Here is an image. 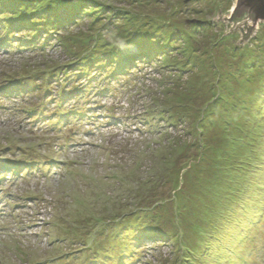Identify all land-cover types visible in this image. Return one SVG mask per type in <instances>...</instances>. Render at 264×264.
<instances>
[{
  "label": "rangeland",
  "instance_id": "374dc122",
  "mask_svg": "<svg viewBox=\"0 0 264 264\" xmlns=\"http://www.w3.org/2000/svg\"><path fill=\"white\" fill-rule=\"evenodd\" d=\"M236 4L0 0V264H264V23L241 48Z\"/></svg>",
  "mask_w": 264,
  "mask_h": 264
},
{
  "label": "trees",
  "instance_id": "16d2710c",
  "mask_svg": "<svg viewBox=\"0 0 264 264\" xmlns=\"http://www.w3.org/2000/svg\"><path fill=\"white\" fill-rule=\"evenodd\" d=\"M98 17H97V20L98 19H100V18H103L101 15H97ZM97 20H96V22H97ZM99 21V20H98ZM148 29H151V31L150 32H148L149 30ZM160 29V28H159ZM158 29V30H159ZM158 30H157V27L156 26H152V27H148L147 28V35L149 34V33H155L156 31L158 32ZM194 31H195V33H196V29H194ZM197 34V36L199 35L198 33H196ZM190 35V40H191V43L193 42V39L194 38H192L191 37V35L192 34H189ZM258 35V34H257ZM256 35V36H257ZM147 38H149V36H147ZM256 38V37H255ZM254 38V39H255ZM253 40V39H252ZM225 41V39L224 38H222V37H220V39H219V42L220 43H222L223 44V42ZM252 41H250L248 44H246V45H243L241 48H245L247 45H249L250 43H251ZM104 44H100L99 45V48L101 49L102 48V46H103ZM191 48V47H190ZM191 50H192V52H194V49H192L191 48ZM195 57H196V55H195ZM241 57H242V59H243V64H239V63H237L236 65L238 66V67H236L235 69H236V72H237V74L238 75H240L239 76V78H238V81L236 80V77H235V75H233L230 71H225V78L223 79L222 78V80H223V82H225L224 83V86H226L227 84H228V86H232V84L231 83H233L234 82V80H235V84H234V86L236 85V84H238V87H237V89L236 88H233L232 89V91L230 92L229 91V93L228 94H225V95H228V96H233V95H236L237 96V98H238V100H240V97H241V95L243 94V99L242 100H240V103H241V108L240 109H242V107H249L248 109H245L246 111H250V107H251V105L249 106V104L251 103V101H253V99H251L248 95H249V93H250V90H249V86L247 85V84H245L243 81H241V78H243L247 73H249L250 72V69H251V65H249L248 63H250L248 60H246L244 57H243V53H242V55H241ZM196 59H197V57H196ZM220 59V60H219ZM217 60V62H216V72H219L220 74H223L224 73V71L223 70H228V69H232L233 67H231L230 66V64L229 63H232V64H235L233 61L232 62H229V58H227V57H225V55H223V57L222 58H217L216 59ZM219 60V61H218ZM243 73H245V75L244 76H241V74H243ZM254 82H255V80H254ZM253 82V83H254ZM215 84H211V87H213ZM248 87V88H247ZM205 90L207 91V88H205ZM206 93V92H205ZM248 95H247V94ZM257 94V93H256ZM223 97H224V95H223ZM223 97H221L220 99L222 100V102H223V100H224V98ZM234 97V96H233ZM219 104H220V101H219ZM244 107V108H245ZM243 108V109H244ZM240 109H239V111H240ZM231 115H233V114H231ZM235 117H237L236 115H234ZM240 117V116H239ZM233 118V117H232ZM243 119V117H240V119H237V124H239L240 123V121ZM218 128V130L220 131V134H221V136H223V133H224V128L222 127V126H218L217 127ZM236 134H237V132H236ZM224 147H225V149H227V146H225L224 145ZM224 147H222V149H224ZM227 152H228V150H226ZM225 151V152H226ZM224 154V153H223ZM217 215H220V211H218L217 213H216V217H217Z\"/></svg>",
  "mask_w": 264,
  "mask_h": 264
},
{
  "label": "water",
  "instance_id": "95a60500",
  "mask_svg": "<svg viewBox=\"0 0 264 264\" xmlns=\"http://www.w3.org/2000/svg\"><path fill=\"white\" fill-rule=\"evenodd\" d=\"M61 1L73 2L75 0ZM232 16L233 18L231 21L236 23L238 26H241L242 23L243 27H245L243 29L244 38L242 41V44L245 45V43L247 44L249 41H251L254 38V35H257V32L260 30V25L258 23H264V0H237V4L232 12ZM247 20L257 25V29L254 30L253 28H248Z\"/></svg>",
  "mask_w": 264,
  "mask_h": 264
}]
</instances>
